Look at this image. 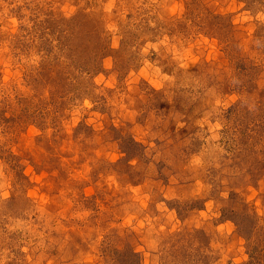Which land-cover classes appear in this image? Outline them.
I'll return each instance as SVG.
<instances>
[{"label":"rangeland","instance_id":"rangeland-1","mask_svg":"<svg viewBox=\"0 0 264 264\" xmlns=\"http://www.w3.org/2000/svg\"><path fill=\"white\" fill-rule=\"evenodd\" d=\"M0 264H264V0H0Z\"/></svg>","mask_w":264,"mask_h":264}]
</instances>
